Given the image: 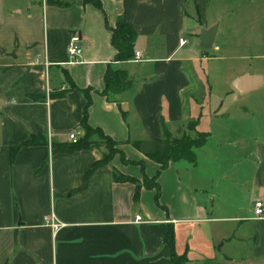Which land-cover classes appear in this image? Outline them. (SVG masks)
Masks as SVG:
<instances>
[{
  "label": "crops",
  "instance_id": "obj_1",
  "mask_svg": "<svg viewBox=\"0 0 264 264\" xmlns=\"http://www.w3.org/2000/svg\"><path fill=\"white\" fill-rule=\"evenodd\" d=\"M217 1L225 15L212 0H101V9L84 0H0V264H172L167 227L185 264H264V206L261 218L252 212L254 200L264 203V101L239 106L264 80L243 94L231 82L243 72L264 76V53L254 52L262 45L256 33L239 30V10ZM121 13L137 33V61L114 59L110 27ZM213 24L214 43L204 49L200 31ZM77 34L82 53L69 63ZM227 58L240 66L230 65L221 86L209 81L212 60ZM108 67L127 72V88L109 98L101 94ZM84 90L87 124L130 162L114 154L80 190L108 154L97 139L67 147L69 130L84 133ZM189 123L208 133L195 163L170 161L158 171L132 144ZM32 136L35 144H23ZM114 168L140 182L157 175V202L142 185L134 199L135 183L114 181Z\"/></svg>",
  "mask_w": 264,
  "mask_h": 264
},
{
  "label": "trees",
  "instance_id": "obj_2",
  "mask_svg": "<svg viewBox=\"0 0 264 264\" xmlns=\"http://www.w3.org/2000/svg\"><path fill=\"white\" fill-rule=\"evenodd\" d=\"M86 3H92L95 7L101 9V0H84ZM56 3V2H55ZM59 4V3H57ZM111 35L110 41L112 46L115 48L116 52L114 54L115 61L129 60L133 58L134 45L136 42L137 33L134 27L128 23L124 13H121L117 16L114 27H110ZM127 72L121 69H114L108 67L104 74V86L105 88L101 91L105 97H112L113 94L123 92L127 88L126 82ZM84 93V105L82 107V118L80 120V125L84 131L83 135L76 143H68L67 147L69 150H80L81 148H87L89 145L94 142L95 139L102 141L105 146H107L108 154L100 160H96L95 163L86 171L84 181L79 188H84L89 175L96 169L98 165L103 163L110 162L112 156L116 153L120 155V159L124 162L127 160L121 150L117 148V142L114 141L111 137H108L101 131L99 128H92L87 124V108L91 103L89 94L87 90L83 91ZM190 124V123H189ZM188 124V126H189ZM191 125V124H190ZM192 128V127H190ZM180 130V129H179ZM178 130V131H179ZM201 138L199 140L186 137L181 135L179 137L167 136L166 138H160L155 140H140L134 141L132 144L139 151L143 152L148 158L159 163L158 171L164 169L170 161L177 160H187L191 163L196 162L195 151L194 149L199 148L204 144L208 137V133H201ZM35 136H32L31 139L25 141L23 144H35ZM17 146L10 148V160H12L17 152ZM133 162V161H131ZM135 163V162H133ZM113 180L117 182H126L131 181L135 183V192L134 199H137L139 194V188L144 186L147 189H155L154 200L157 202L159 197L160 189L159 183L157 182V175L152 178L143 176L141 182L135 177L122 174L118 172L115 168L112 170ZM164 243L169 251L170 263L172 264H185L184 256H177L173 248V233L170 227H167L164 236Z\"/></svg>",
  "mask_w": 264,
  "mask_h": 264
},
{
  "label": "rangeland",
  "instance_id": "obj_3",
  "mask_svg": "<svg viewBox=\"0 0 264 264\" xmlns=\"http://www.w3.org/2000/svg\"><path fill=\"white\" fill-rule=\"evenodd\" d=\"M213 2L215 1V6L219 9H225L222 6V4L220 2H218L217 0H212ZM228 2V7L229 8H233L234 10H239V14L240 17L238 18V22H239V30L241 31V29L245 28V29H249L250 32H252V36L254 35V33H256L258 35V37L261 39V44L260 45V49L257 51H254L255 53L258 52H263L264 53V0H240L233 2L232 0H227ZM210 8V6H209ZM222 10V11H223ZM220 12L221 15H225L226 10H224L223 12ZM233 17L236 18V15L233 14ZM211 19L207 17V22L208 24H211ZM222 25H221V29L224 28V21L222 20ZM221 29L220 32L217 34L216 36V42L215 43H220L224 40V38L220 37L221 34ZM251 35V34H250ZM196 50L200 49L199 47H194ZM213 53L217 54L215 51H212ZM197 54H201L200 52H198ZM212 62H214L213 68L214 71H206V77L209 79V81L214 82V79L217 80L220 83V86L222 85V83H224L225 79L227 76H229L227 74V71L230 72L231 69L229 68L230 65L232 66H236L239 67L241 60L238 59H232V58H227V59H220V60H212ZM211 63V61H210ZM191 64V62H190ZM197 66V65H196ZM198 67V66H197ZM196 67V68H197ZM212 67V66H211ZM199 68V67H198ZM213 70V69H212ZM259 91V92H258ZM258 92V96L254 97V95L252 94H256V93H249V95H243L242 97V101L239 102V106H245L247 109L248 108H254L257 107L255 104H258V102H261V104L264 101V96L262 93H264V86H261L257 91ZM200 108V107H198ZM234 108V107H232ZM191 124V125H190ZM189 126L184 127L182 129H180L179 131H177L174 135V137H179L181 135H185L186 137L192 138V139H197L199 140V138H201L200 134L203 132H199V133H194L193 129H191L190 127L194 128L195 125L194 123H190ZM190 128V129H189ZM195 129V128H194ZM170 135V134H169ZM168 135V136H169ZM210 147H212V143L209 142L208 144ZM195 151V149H194ZM119 161V160H118Z\"/></svg>",
  "mask_w": 264,
  "mask_h": 264
},
{
  "label": "built area",
  "instance_id": "obj_4",
  "mask_svg": "<svg viewBox=\"0 0 264 264\" xmlns=\"http://www.w3.org/2000/svg\"><path fill=\"white\" fill-rule=\"evenodd\" d=\"M79 35H73L70 40H69V45L67 47V53H68V57L69 63L72 62H77L80 59V55L82 53V46L79 44ZM186 40L185 39H180L179 43L182 45L183 43H185ZM133 60L137 61L141 58L140 52L138 50H134L133 51ZM36 61H39L38 58H36ZM44 64L47 66L48 62L44 61ZM82 131L77 129V128H73L71 130L68 131L67 136H68V140L72 143H76L81 135H82ZM263 206L264 203L262 200H254V204H253V216L255 218H261L263 216ZM49 218V217H48ZM46 221L50 222L51 227H57L59 224L57 222L54 221L53 217H50L49 219L45 218ZM134 220H136L137 222L141 221V216L139 215H135Z\"/></svg>",
  "mask_w": 264,
  "mask_h": 264
},
{
  "label": "water",
  "instance_id": "obj_5",
  "mask_svg": "<svg viewBox=\"0 0 264 264\" xmlns=\"http://www.w3.org/2000/svg\"><path fill=\"white\" fill-rule=\"evenodd\" d=\"M217 24H213L208 28H203L200 31L199 39L200 46L204 49L212 48L215 40V33L217 31ZM264 80V76L261 74H251L249 72H243L232 79V86L237 92L243 94L245 92L253 91L258 89L259 85Z\"/></svg>",
  "mask_w": 264,
  "mask_h": 264
}]
</instances>
